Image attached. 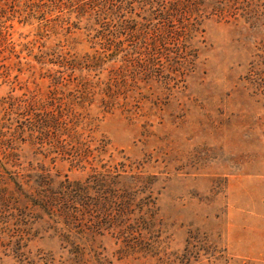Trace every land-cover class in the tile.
I'll return each mask as SVG.
<instances>
[{
	"label": "rangeland",
	"instance_id": "rangeland-1",
	"mask_svg": "<svg viewBox=\"0 0 264 264\" xmlns=\"http://www.w3.org/2000/svg\"><path fill=\"white\" fill-rule=\"evenodd\" d=\"M195 17L188 48L153 49L141 0H0V163L120 174L125 217L142 216L133 234L0 218V264H264V0H202ZM41 112L72 121L88 162L28 130L8 143Z\"/></svg>",
	"mask_w": 264,
	"mask_h": 264
},
{
	"label": "trees",
	"instance_id": "trees-1",
	"mask_svg": "<svg viewBox=\"0 0 264 264\" xmlns=\"http://www.w3.org/2000/svg\"><path fill=\"white\" fill-rule=\"evenodd\" d=\"M141 1L148 12V26L153 34L150 46L155 49L160 45L159 49H165L174 45L176 51L183 46L188 48L187 40L198 23L195 14L202 0ZM153 20L156 22L153 23ZM61 117L59 113H37L20 124L8 143L12 142L16 132L20 135L28 130V140L33 144L32 138L40 143H49L50 152L62 155L72 166L87 161L90 148L76 136L72 121L66 123ZM117 178L122 176L92 169L84 179L71 180L67 174L63 178L59 172L51 174L50 169L43 165H38L34 173H20L9 171L0 163V218H6V221L20 217L22 220L31 213L42 211L55 222L64 221L79 226L84 220L94 222L95 226H99L102 220H107L109 224L119 220L122 224L121 227L118 225L120 234L128 230L133 234V227L139 229L142 216L135 217L132 222L125 217V209H132L134 193L132 190L118 192L114 188V184L119 182ZM130 178L133 180L134 176ZM143 223H146L145 219Z\"/></svg>",
	"mask_w": 264,
	"mask_h": 264
}]
</instances>
